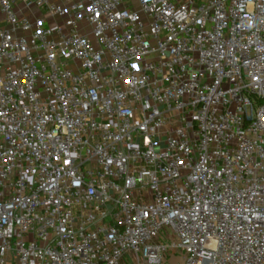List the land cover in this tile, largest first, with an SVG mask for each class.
<instances>
[{
  "label": "built area",
  "instance_id": "2783aa9c",
  "mask_svg": "<svg viewBox=\"0 0 264 264\" xmlns=\"http://www.w3.org/2000/svg\"><path fill=\"white\" fill-rule=\"evenodd\" d=\"M0 264H264V0H0Z\"/></svg>",
  "mask_w": 264,
  "mask_h": 264
},
{
  "label": "rangeland",
  "instance_id": "374dc122",
  "mask_svg": "<svg viewBox=\"0 0 264 264\" xmlns=\"http://www.w3.org/2000/svg\"><path fill=\"white\" fill-rule=\"evenodd\" d=\"M177 257H178L177 254L176 255H173V258H174L173 260L178 259Z\"/></svg>",
  "mask_w": 264,
  "mask_h": 264
}]
</instances>
